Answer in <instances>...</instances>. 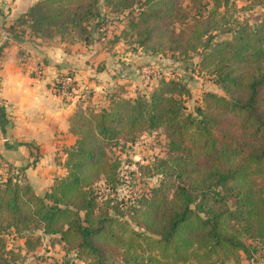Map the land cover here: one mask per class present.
<instances>
[{
	"label": "trees",
	"instance_id": "obj_1",
	"mask_svg": "<svg viewBox=\"0 0 264 264\" xmlns=\"http://www.w3.org/2000/svg\"><path fill=\"white\" fill-rule=\"evenodd\" d=\"M178 1L38 0L5 27L0 52L9 38L24 36L94 44V26L86 28V22L98 19L100 5L126 10L139 2L127 25L136 47L157 55L180 49L188 56L201 45L194 64L213 74L222 91H206L188 111L184 80L165 77L150 93L114 95L99 108L79 103L69 119L75 140L65 149L63 176L43 192L22 180L23 173L0 177V248L2 231L32 224L60 234L85 264H244L241 253L251 262L264 250V21L239 23L224 38L202 40L205 29L194 18L206 8L216 31L235 6L212 0L207 9V2L191 0L197 5L192 21ZM159 128L171 158L155 168L169 171V181L128 208L110 191L96 189L100 181L111 190L118 183L120 161L106 146Z\"/></svg>",
	"mask_w": 264,
	"mask_h": 264
},
{
	"label": "crops",
	"instance_id": "obj_2",
	"mask_svg": "<svg viewBox=\"0 0 264 264\" xmlns=\"http://www.w3.org/2000/svg\"><path fill=\"white\" fill-rule=\"evenodd\" d=\"M37 1L0 0V44L5 41V27ZM99 43L60 38L44 42L24 36L4 44L0 52V177L21 172L36 191L47 190L54 178L66 172L65 149L75 140L69 119L79 103L98 108L114 95L135 96L121 90L106 95L128 77L117 61L123 55H114L118 50ZM66 74L75 79L70 95L55 90V83ZM85 91L92 93L84 96Z\"/></svg>",
	"mask_w": 264,
	"mask_h": 264
},
{
	"label": "rangeland",
	"instance_id": "obj_3",
	"mask_svg": "<svg viewBox=\"0 0 264 264\" xmlns=\"http://www.w3.org/2000/svg\"><path fill=\"white\" fill-rule=\"evenodd\" d=\"M201 1L208 3L205 6L208 7L207 9L211 8L212 0ZM230 2L233 3L236 9L230 8L224 20H222L223 27L216 31L213 29L211 21L206 18V8L203 9L204 12L200 16L194 18L199 19L205 29L206 34L202 40L211 39L210 35L212 34L215 40L224 38L229 35L228 30L236 27L239 23L250 25L264 21V0H230ZM139 6L140 3L137 2L129 9L118 10L103 3L99 7L98 19L94 22L85 23L86 28L90 29L94 26L93 40L96 39V42H100L102 48L118 50L114 52V55H123L122 58H124L121 60V57H118L117 61L121 73H126L128 80H121L118 84L121 86L116 88L117 90H110L106 95L108 96L110 93L117 94L118 90L123 91L125 94L132 93L134 95L150 93L158 87L160 80L165 77L180 81L184 80L188 88V94L183 96L182 99L187 110L193 111L198 104L202 103V97L206 91L221 92L220 87L214 83V75L203 68L201 70L194 64L199 58V51L202 50L201 45L197 47V51H192L188 56L179 54L180 49L179 51L174 49L165 50L161 55H157L151 51L143 53L136 47L135 36L130 34L127 25L128 20L135 18L138 14ZM177 7H180L184 13L186 12L187 17L190 16V19L194 17L196 8L193 7L191 0H179ZM217 19L220 20L218 16ZM176 27L181 28L183 25L177 24ZM114 46L117 47L114 48ZM175 58L178 60L175 61ZM144 66H154L157 69L156 74L148 78L141 77V69ZM132 83L133 87L131 86ZM88 93V91H85L84 96H87ZM167 141L164 129L159 128L150 133H142L134 141L119 139L106 146L108 153L120 161L117 169L118 183L111 190L108 185L100 181L94 184L96 189H100L104 193L110 191L112 197L124 200V207L128 208L130 201L141 195H148L161 181H169L171 179L167 176L169 171L166 170L162 173L161 170L155 168L161 159L168 160L171 158ZM142 165H147L148 169H143ZM23 178L22 180H27ZM130 223L132 226L134 225V223ZM2 236L4 247L0 248V264H85L82 261L84 256L77 254L74 248L67 246L61 240L60 234H45L40 226L30 224L28 230L21 231L8 228L2 231ZM259 254L261 257H257ZM241 255L244 264H264V250L262 249L255 253L251 262L247 254V256L242 253Z\"/></svg>",
	"mask_w": 264,
	"mask_h": 264
},
{
	"label": "built area",
	"instance_id": "obj_4",
	"mask_svg": "<svg viewBox=\"0 0 264 264\" xmlns=\"http://www.w3.org/2000/svg\"><path fill=\"white\" fill-rule=\"evenodd\" d=\"M156 68L154 66H144L141 69V77H149L156 72ZM62 95H70L72 90L75 88V79L72 74H66L60 82Z\"/></svg>",
	"mask_w": 264,
	"mask_h": 264
}]
</instances>
